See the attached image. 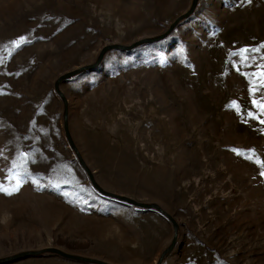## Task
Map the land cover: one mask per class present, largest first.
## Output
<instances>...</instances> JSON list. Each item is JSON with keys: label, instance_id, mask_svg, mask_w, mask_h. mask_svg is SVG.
<instances>
[{"label": "rangeland", "instance_id": "1", "mask_svg": "<svg viewBox=\"0 0 264 264\" xmlns=\"http://www.w3.org/2000/svg\"><path fill=\"white\" fill-rule=\"evenodd\" d=\"M191 1L0 0V259L157 263L172 221L87 168L173 218L160 264H264V0H198L55 89Z\"/></svg>", "mask_w": 264, "mask_h": 264}, {"label": "water", "instance_id": "2", "mask_svg": "<svg viewBox=\"0 0 264 264\" xmlns=\"http://www.w3.org/2000/svg\"><path fill=\"white\" fill-rule=\"evenodd\" d=\"M197 2H198V0H192L188 10L186 12L182 13L181 15H179L171 23V25L168 28V30L166 32L162 33L161 35H159L157 37L144 38V39L136 41L135 43H133L131 45H120V44L105 45L101 49V51H100V53L98 55V58H97V60L95 61L94 64H91V65H88V66H85V67H81V68H77V69H74L72 71H69V72L64 73L63 75H61L56 80L55 89L61 95V97L63 99V102H64V105H66V99L58 90V85H59V83L62 80L66 79V78H69L71 76H74V75L78 74L79 72H81L82 70L94 68L96 65H98L102 61L105 52H107L108 50H112V49L129 50V49L134 48V47H136V46H138V45H140V44H142L144 42H154V41H158V40L163 39L164 37H166L172 31V29L175 27V25L177 23H179V21H181V20H183L185 18H188L193 13V11H194V9H195V7L197 5ZM64 120H65V126H66V109L64 111ZM66 134L68 136L67 132H66ZM80 163L84 166V163H83V161L81 159H80ZM85 169H86V171L88 173L89 179H90L93 187L96 190H98L100 193H102L103 195L108 196V197H112V198H115V199H118V200H121V201H124V202L131 203V204H133L135 206H138V207H142V208H146V209H157L158 211L163 213L166 217H168L172 221L173 227H174V236H173L171 244L166 249H164L162 251V253L160 254V256H159V258L157 260V263H156V264H160L161 260L165 256V254L168 251H170L173 248L174 244H175V239H176V235H177V226H176V223L174 222L173 218L170 215H168L167 213L163 212L157 204H145V203L137 202V201H135V200H133V199H131L129 197H126V196H122V195H118V194H115V193L104 191L95 182L91 172L87 168H85ZM43 253L57 254V255L65 258V259H71V260H76V261L96 263V264H109V263H106V262L101 261L99 259L84 257V256H80V255H74V254L66 253L64 251H61V250L55 249V248H44V249H40V250L24 251V252H21L19 254L13 255L12 257H9V258H6V259H0V262L6 261V260L11 259V258H18V257H21V256H30V255H40V254H43Z\"/></svg>", "mask_w": 264, "mask_h": 264}, {"label": "snow or ice", "instance_id": "3", "mask_svg": "<svg viewBox=\"0 0 264 264\" xmlns=\"http://www.w3.org/2000/svg\"><path fill=\"white\" fill-rule=\"evenodd\" d=\"M249 2H250V0H249ZM24 40H25V38L22 37V38L20 39V41H16V42H14L15 45H16V47H17V48L20 47V45H21V41H24ZM247 51H249V50H248V49H244V50H242V52H247ZM252 51H258V49H256V50H252ZM242 59H246V57H242ZM259 67H261L262 69H264V65H261V66H259ZM252 75H253L254 77H257V82L254 83V86H253V88H252V92L255 93V92L258 91L260 88H264V70L260 71L259 73H253ZM253 105H254L256 108H258V109L260 110V113H261V114H264V97H262L261 100H259V101L254 99V100H253ZM234 106H235V104H234ZM260 123L264 124V119H262V120L260 121ZM260 174H261L262 176H264V171H262ZM18 188H19V184H17V187L14 188V189H12V191H17ZM0 191L5 192V193H7V194H9V195L12 194V193L9 191V189L6 188V187L3 186V185H0Z\"/></svg>", "mask_w": 264, "mask_h": 264}]
</instances>
